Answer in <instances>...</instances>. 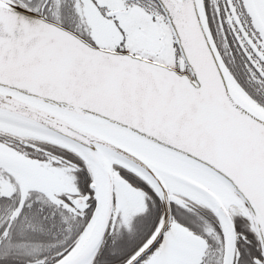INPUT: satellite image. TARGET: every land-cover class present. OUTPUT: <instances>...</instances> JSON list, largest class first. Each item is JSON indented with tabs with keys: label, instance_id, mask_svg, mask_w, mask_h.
Masks as SVG:
<instances>
[{
	"label": "snow or ice",
	"instance_id": "snow-or-ice-1",
	"mask_svg": "<svg viewBox=\"0 0 264 264\" xmlns=\"http://www.w3.org/2000/svg\"><path fill=\"white\" fill-rule=\"evenodd\" d=\"M0 264H264V0H0Z\"/></svg>",
	"mask_w": 264,
	"mask_h": 264
}]
</instances>
